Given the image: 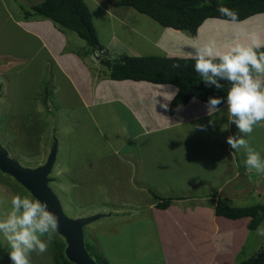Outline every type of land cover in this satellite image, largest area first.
Returning a JSON list of instances; mask_svg holds the SVG:
<instances>
[{
  "label": "crops",
  "instance_id": "1",
  "mask_svg": "<svg viewBox=\"0 0 264 264\" xmlns=\"http://www.w3.org/2000/svg\"><path fill=\"white\" fill-rule=\"evenodd\" d=\"M43 1L0 0V92L14 91L13 98H16V93L18 95V92H22L20 88H13L12 78L16 86L30 84L33 88H47L46 92L38 93L41 96L26 97L38 102L34 109H28L29 105L25 107L26 109H22L26 104L19 103L16 98L7 108L5 107L8 111L3 112L2 116L9 117L7 123L14 124L13 128L26 123L25 121L28 122V119H35L34 123L28 122V125L36 123L34 127L37 133L33 134L35 131L30 129L27 131L28 138L31 134V140L39 143V138L42 136V144L46 142L49 146L48 157L57 141L58 154L55 163L57 170L54 172L57 177L53 178V185L57 190L64 198L68 199L70 195L71 205L76 203L99 206L96 211H88V215L81 218L98 214L104 216L113 214L119 219H125L126 215L132 213L128 211L148 207L162 240V262L160 264H238L240 259L254 257L261 249V244L254 245L247 253L248 257H241L242 251L248 247V237L252 233L249 229L250 219H228L234 221L235 224L232 229H225L221 225L222 221L227 218L216 215V207L219 204L240 202L242 197L235 196L237 193H233V198L221 195L219 191L223 186L216 189L215 185V191L199 192L197 193L198 199H194V189L201 190L203 187L213 185L198 178V175L204 172L203 168L213 165L212 161L208 160L203 167L200 166V170L199 167L196 168L194 180L188 184L189 190L186 193H174L173 191L181 188L182 185L181 176L178 178L177 161V153L180 149L178 142L182 140V129L198 120L207 121L213 117L221 119L222 115L224 122H229L225 105L221 107L220 112L208 115L206 103L193 98L172 116L170 106L178 93V87L146 81H114L102 77L100 58L97 59L99 62L94 63L92 61L94 57L83 54L87 51V46L70 41L72 39L66 30L34 13L33 8ZM216 21H206L200 30L203 32L222 23ZM240 24L243 25L242 22ZM257 29L253 27L256 32ZM170 31L172 30L167 29L164 34L166 36L154 43L161 52L157 56L163 54L169 56L176 53L177 49L173 48L177 42L176 39L168 41L167 36L173 35ZM173 32H175L174 37L179 33ZM180 34L190 39L188 35ZM143 41L148 42L149 40ZM113 46V42L110 41L108 47ZM97 52L104 57H106L103 54L105 52H110L111 55H108L111 57L115 55L106 48ZM48 88H56L52 97ZM68 97L74 98L77 104L74 106L65 103ZM0 99L3 100L1 95ZM54 106L56 121L50 116ZM35 112L37 115H34ZM2 116H0V124H2ZM41 124L42 129L38 127ZM103 124L113 125L110 133L113 132L111 139L119 140L118 144H112L110 139L108 140L109 135L103 136L100 127ZM13 128L9 130H12L9 132L11 139L0 133V143L4 139L5 142L9 141L11 144L7 143V146L15 144L13 136H17L18 131H13ZM261 133L264 135V128L257 127L250 138H245L257 143L256 137ZM2 145L1 143V148H5ZM16 146H14L15 149ZM159 146L161 150L157 149ZM168 146L170 150L167 149ZM222 150L224 155L233 154L229 145ZM241 151L245 154L243 149ZM162 152L165 156L159 155ZM37 156L38 154L35 155ZM15 159L22 164L19 158ZM26 167L37 168L39 166L37 164L35 166L26 165ZM241 170L240 166L239 171ZM68 173L71 174L67 180ZM150 173L172 176L169 186L167 185L168 176H164L166 184L163 188L167 187L169 191L166 195L170 196L167 199L172 200L170 207L166 210L158 209L156 204L159 200L155 199L157 196L162 200H167L163 197L166 196L165 194L162 196L155 191L156 193L151 192L153 199L148 196L152 189L150 188L151 180L155 179L151 175L148 176ZM243 173L249 175L251 180L260 179L259 174L246 167ZM230 174L231 176L226 181L227 184L241 177L238 175V170L236 172L231 170ZM121 181L129 183L128 190L132 198L135 196L134 199H136L133 204L116 201L118 204L113 205L111 201H105L110 196L120 199L121 193L115 187V183ZM104 183L108 189L105 195H101L99 186ZM2 188L0 185V199H8V206H10L11 198L3 194ZM69 189H71L70 192ZM136 190L138 192H135ZM147 196L148 198L144 200ZM106 204L113 207H108ZM120 204L122 207H118ZM91 227L95 225H90L86 229L90 231ZM90 236L94 245L100 247L95 230ZM5 248L4 241L0 237V264H11L8 254H1ZM137 251L139 256H145L147 253L142 246H138L135 252ZM31 264H56L51 244L43 255L32 253Z\"/></svg>",
  "mask_w": 264,
  "mask_h": 264
},
{
  "label": "rangeland",
  "instance_id": "2",
  "mask_svg": "<svg viewBox=\"0 0 264 264\" xmlns=\"http://www.w3.org/2000/svg\"><path fill=\"white\" fill-rule=\"evenodd\" d=\"M92 14L94 26L96 27L99 40L101 45L111 50L116 56V58H124L125 56H144V55H158L161 52L157 49V47L154 45V43L163 37H165L167 29H164L161 25H159L157 22L152 20L146 15H142L135 11L132 8L129 7H117L115 3L119 0H84ZM43 3V2H42ZM258 17L251 19L247 22H242L243 25L240 23H226L227 21H220L217 20L216 22H222L219 23L217 26H212V28L208 30H204L203 32L200 30L199 35L196 39L191 38L188 34L184 32H179L176 37L175 30L170 31L173 35H168L169 42L171 40L176 39L177 42H175V45H173L174 49H177L175 51L176 53H172L168 57L171 58H190L188 55L189 51L191 50V45L196 42H204L208 39L214 38L217 39L218 42L225 43V42H231V40L234 38V35L236 31L240 29H246L248 31H255L253 30V27L258 28L257 32L261 35L262 38H264V14L257 15ZM215 20V19H212ZM210 21V20H207ZM215 23V22H214ZM213 24V23H212ZM145 29V30H144ZM66 30L67 34L70 36L72 40L76 43L81 44V46L84 44L85 47L87 46V43L79 38V36L68 29ZM146 32V33H145ZM184 34L190 39H187L186 37H182L181 34ZM183 35V36H184ZM166 37V38H167ZM149 40L148 42H144L143 40ZM112 41L114 46L112 48L108 47V43ZM74 44V43H73ZM75 45V44H74ZM141 50V52H140ZM99 51V50H97ZM110 54V52H105L103 54ZM107 54V56H109ZM102 54L97 53V58L92 57V61L94 63L99 62V58L101 59ZM109 58H113L109 56ZM95 59V60H94ZM98 59V60H97ZM121 60V59H120ZM17 79V78H16ZM22 80L25 78H21ZM13 88H20L22 92H18L15 94L16 98L19 100V103L26 104L24 105L22 109H26L25 107L29 105L28 109H34V106L38 104L36 100H31V98H26L27 96L30 97H37V95L41 96L43 92H46L47 88H33L30 84H20L19 86H16L14 78L11 79ZM56 88H48L49 92L52 93ZM65 89V88H63ZM2 90V88H1ZM41 94H38V93ZM1 98L3 99L1 101L0 99V116H2L3 112H6L7 108L13 100L16 98H13L14 91L12 92H0ZM6 97V100H5ZM55 99V98H53ZM68 101L65 102L67 104H73L74 106L77 104V102L74 100V98H67ZM8 101V104H7ZM53 102V101H52ZM7 104V105H6ZM8 111V110H7ZM56 108L55 106L51 109L50 116L56 121L55 112ZM36 112L34 113V115ZM37 115V114H36ZM9 117L2 116V124H0V133L1 135H5L8 139H11L12 136H10L9 131L10 129L15 126L14 124H8ZM35 119H28V122L34 123ZM22 123L19 126H16L13 128V131H18L17 136H13L14 138V145L13 146H7L8 142H5L4 139L1 140V143L5 146L3 148L7 151L10 157L13 159L19 158V160L22 162V166H35L38 164V166L45 164L47 157H48V150L49 146L45 142L42 144L41 139L43 138L40 136L39 143L38 141L34 142L31 140V134L28 138V132L30 129L32 131H35L36 123L28 125V122ZM224 123V126L223 123ZM1 123V121H0ZM226 124V126H225ZM28 125V126H27ZM206 125H210L212 127H206ZM218 125H221L220 127ZM35 126V127H34ZM213 126H215L213 128ZM41 129L42 124L40 126ZM103 136L109 135L108 140L110 139L111 143L116 145L119 143L118 141L112 140V134L111 130L113 125L112 124H103L100 126ZM229 127V129H228ZM23 129V131H22ZM6 130V132H5ZM182 140L178 142V146L180 149L177 153V161H178V178L181 176L182 185L181 188L174 189V193H186L187 190H189L188 184L194 180V173L196 172V168L199 167V170L201 169L200 166L203 167V165L208 161H212L213 165L208 166L205 169L204 172H201V174L198 175L199 180H203L206 183H212L211 186L203 187L201 190H195L194 189V199H198L199 192H209V191H215V185L217 186L216 189L223 186V188L219 191L221 195H226V197L233 198V193H237L235 196H240L242 199H240V202H222L221 204L228 205V206H239V207H250L255 205H263L264 206V175L259 174V180H251L249 178V175L243 173V170H245V164H244V158L242 157V149L240 150H232V155H224L222 154L223 148H226V138L230 135H237L238 136V129H236V126L228 121L224 122L223 115L221 116V119L218 117H213L210 120H198L194 123L185 126L182 129ZM215 130V131H214ZM35 131L33 134H36ZM38 135V134H37ZM241 135V134H240ZM19 136V137H18ZM107 138V137H106ZM36 139V136H35ZM255 142H250L253 147L256 149L262 151L260 152L262 157H264V135L261 133L256 137ZM13 142V140H12ZM0 143V144H1ZM17 144V146H16ZM42 144V145H41ZM2 145V146H3ZM8 145H11L10 143ZM3 146V147H4ZM14 146L17 148L15 149ZM1 147V146H0ZM157 149L161 150V146H159ZM168 150L171 148L168 146ZM242 153V154H240ZM21 154H24L21 156ZM38 154L37 157L35 155ZM159 155L165 156V154L159 153ZM245 157V154H243ZM32 156V157H30ZM246 158V157H245ZM17 160V159H15ZM34 160V161H33ZM243 160V161H242ZM18 161V160H17ZM241 166V171L240 170ZM208 169V170H207ZM57 170V166H54L53 172L50 175V178L52 179L50 186L52 190L55 192V194L58 196L62 203V207L64 209L65 214L70 218H81L91 211H96L99 206L94 205H84V204H70L71 197L69 195L68 199L64 198L62 193L57 190L56 186L53 185L55 176L54 172ZM236 172L238 170V175L241 177L236 178L234 182L232 181L230 184H227L226 181L231 176L230 171ZM245 172V171H244ZM54 174V175H53ZM71 173L67 174V180L69 179ZM152 176L151 185L150 188L151 191L149 192L150 198L153 199L152 193L155 191H158L162 196L166 192L169 191L166 188H163L166 184V180L164 176H168L167 178V185L171 184L172 176H169V174H148V176ZM253 177V176H252ZM256 178L258 179V176L256 175ZM194 182V181H193ZM201 182V181H200ZM194 184V183H193ZM192 184V185H193ZM0 185L3 187L2 191L3 194H5L7 197L11 198L13 195L20 194L22 196L27 195L30 198H33L31 194L25 190L20 184H18L12 177L7 176L3 174L0 171ZM115 187L118 188L120 191V199L119 198H113L108 197L105 201L109 202L111 201L113 205L118 204L116 201L126 202V204H129L131 202L132 204L136 199L134 197L132 198L128 187L129 183L125 181H121L119 183H115ZM194 188H196V185L194 184ZM4 189V190H3ZM99 193L101 195H105L107 193V185L104 183L103 185L99 186ZM114 189V188H111ZM71 189L68 191L70 192ZM218 192V190H216ZM135 192H138L136 190ZM148 196L144 199L146 200ZM164 199L169 198L170 196H163ZM2 198V197H1ZM73 198V197H72ZM3 199V198H2ZM4 200V199H3ZM8 203L3 205V207H8L9 200H4ZM103 206V204H99ZM108 207H113L108 204H106ZM122 207V204L120 206ZM130 207V206H128ZM131 207H133L131 205ZM134 208V207H133ZM129 209V208H125ZM87 211V213H86ZM89 211V212H88ZM128 212H132L129 215H126L125 219L121 218L119 219L115 215L111 214V216H104L100 218L98 221L92 223L91 225H95V227H91L90 231L85 229V244H88L91 247V250L89 254L92 256V258L96 261L97 256L101 259L109 262L110 264H134V263H140L144 262L145 264H160L162 262L161 258V244L162 240L159 236V233L157 231L155 221L152 219V213L149 210L148 207L144 206L142 208H137L135 210H131ZM98 214V213H95ZM105 214V213H104ZM107 214H110V212H107ZM99 215V214H98ZM102 215V214H101ZM93 216V215H92ZM234 221H230L228 219H225L222 221V228H233ZM264 224V221L262 222ZM261 224V225H262ZM95 228V229H94ZM93 230H95V233L98 237V242H100V247L98 245L95 247L92 238L90 234H93ZM61 243L66 245L65 239L61 237L60 239ZM130 244L132 246H130ZM261 248L264 247V237L258 236L256 234V231H252V233L248 237V247L247 249H244L241 254L242 258L248 257L247 253L254 247V245H260ZM138 246H142L145 248V251L147 253L145 256H139L138 251L135 252L136 248ZM134 248V250H133ZM87 249V248H86ZM256 250V249H255ZM8 254V250L5 248L3 251H1V254ZM97 256H96V255ZM1 257V256H0ZM1 262V261H0ZM97 262V261H96Z\"/></svg>",
  "mask_w": 264,
  "mask_h": 264
},
{
  "label": "trees",
  "instance_id": "3",
  "mask_svg": "<svg viewBox=\"0 0 264 264\" xmlns=\"http://www.w3.org/2000/svg\"><path fill=\"white\" fill-rule=\"evenodd\" d=\"M115 5L132 8L162 27L184 32L194 39L198 37L200 28L207 20L229 21V17L218 11L219 6L235 12L237 23L264 14V0H119ZM33 11L38 16L51 20L59 28L75 32L87 43V51L83 53L85 56H92L97 50H104L94 26L92 14L84 0H44L43 3L34 7ZM107 54L100 61L102 77L114 81H146L178 87V93L170 106L172 116L193 98L207 103L209 97L226 96L227 84L225 83V88L221 90H217L214 86H206L194 71L195 62L191 58H171L165 54L161 56L154 54L124 58H116L114 55L109 59ZM173 65H179V67H173ZM223 106V104L220 105V107ZM4 151L7 153L6 150ZM155 199L159 200L156 207L162 210L169 208L172 201L162 200L157 196ZM216 215L230 220L249 218L250 231H256L264 221V206L239 207L219 204L216 207ZM60 239L61 236L56 232L50 242L55 263L73 264L67 259L66 246L60 242ZM85 246L90 252L91 247L88 244ZM96 261L97 264H110L98 256ZM238 264H264V247L254 257L240 259Z\"/></svg>",
  "mask_w": 264,
  "mask_h": 264
},
{
  "label": "clouds",
  "instance_id": "4",
  "mask_svg": "<svg viewBox=\"0 0 264 264\" xmlns=\"http://www.w3.org/2000/svg\"><path fill=\"white\" fill-rule=\"evenodd\" d=\"M218 11L229 17L228 22H238L237 14L230 9L219 6ZM262 49L264 38L258 32L240 29L231 42L221 43L214 38L196 41L188 55L195 62L194 71L206 86L221 90L227 84L226 96L209 97L206 103L208 115L220 112V105H225L229 122L241 134L228 136L226 143L232 150L243 149L246 168L264 175V157L245 138H250L255 128H264ZM92 57L97 58V52ZM6 203L0 199V237L11 264H31L32 253L43 255L48 251L59 219L48 209L46 202L27 195H13L10 206L3 207ZM256 234L264 237V224L257 227Z\"/></svg>",
  "mask_w": 264,
  "mask_h": 264
},
{
  "label": "water",
  "instance_id": "5",
  "mask_svg": "<svg viewBox=\"0 0 264 264\" xmlns=\"http://www.w3.org/2000/svg\"><path fill=\"white\" fill-rule=\"evenodd\" d=\"M57 154L58 143L55 141L46 163L37 168H29L22 166L0 147V171L12 177L31 194L33 199L46 202L48 209L58 217L57 233L66 241L65 255L71 263L97 264L86 249L84 230L104 216L99 214L74 219L65 214L60 200L49 185Z\"/></svg>",
  "mask_w": 264,
  "mask_h": 264
},
{
  "label": "bare ground",
  "instance_id": "6",
  "mask_svg": "<svg viewBox=\"0 0 264 264\" xmlns=\"http://www.w3.org/2000/svg\"><path fill=\"white\" fill-rule=\"evenodd\" d=\"M145 30V29H144ZM146 33V32H145ZM110 59V58H109Z\"/></svg>",
  "mask_w": 264,
  "mask_h": 264
}]
</instances>
